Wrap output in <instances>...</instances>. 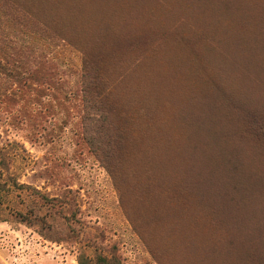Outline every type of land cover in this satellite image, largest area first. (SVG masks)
<instances>
[{"label":"rangeland","instance_id":"374dc122","mask_svg":"<svg viewBox=\"0 0 264 264\" xmlns=\"http://www.w3.org/2000/svg\"><path fill=\"white\" fill-rule=\"evenodd\" d=\"M257 1L0 0V264H264Z\"/></svg>","mask_w":264,"mask_h":264},{"label":"trees","instance_id":"16d2710c","mask_svg":"<svg viewBox=\"0 0 264 264\" xmlns=\"http://www.w3.org/2000/svg\"><path fill=\"white\" fill-rule=\"evenodd\" d=\"M80 3H78V7L79 9L86 13V14H90L91 18H92V13H96L97 11H93L95 8L101 10V11H108V8L105 6V3L109 4L110 7H112V9H114L116 12L120 13L121 15H127L130 14L128 18L134 17L136 12H139L143 15H145V9H151V7L149 8V6L153 3V0H79ZM246 2V0H244V3ZM259 2V0L257 1ZM211 4V3H210ZM209 6L213 7L215 5L211 4ZM224 4V3H223ZM223 4H221V6L218 8V10H212L210 7L209 11H207L205 9V11L207 12V16L208 17H215V20L220 24L225 26H230L235 23V19L232 20V17H235V15L229 10L228 6L225 7L223 6ZM75 5L77 6V2L75 1ZM74 4H70L69 7H71L73 10L76 9V6ZM234 8L235 5H233ZM224 8H228L227 10H223ZM212 12V13H211ZM90 18V19H91ZM230 23V24H229ZM258 20L255 21V24L257 25ZM227 28V27H226ZM161 57H159L156 60L155 63V67L159 69V73L160 76L166 80L172 81L173 78L175 77V81L177 79V71L176 72V76L175 73L168 71L165 74V62L160 60ZM166 168L169 172H174L176 171V169L179 168L178 164L177 167H173L171 165V161L166 162ZM98 264H110V262L106 259V258H100Z\"/></svg>","mask_w":264,"mask_h":264}]
</instances>
